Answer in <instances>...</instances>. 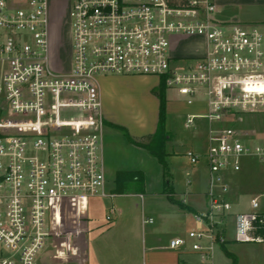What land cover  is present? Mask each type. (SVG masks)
Returning <instances> with one entry per match:
<instances>
[{
    "label": "built area",
    "instance_id": "2783aa9c",
    "mask_svg": "<svg viewBox=\"0 0 264 264\" xmlns=\"http://www.w3.org/2000/svg\"><path fill=\"white\" fill-rule=\"evenodd\" d=\"M55 1L0 0V264L79 262L76 232L89 198L115 195L107 189L103 144L99 76L107 74L155 75L189 105L206 99L207 110L187 114L185 125L209 122L208 208L170 247L190 243L203 261L212 259L227 240L232 209L225 173L253 157L264 174V141L251 145L253 136L224 126L238 113H264V26L219 21L214 0H68L71 66L54 72ZM181 35L205 43L195 63L174 52ZM186 156L194 165L201 160L193 149ZM259 197L236 214L235 241L264 244Z\"/></svg>",
    "mask_w": 264,
    "mask_h": 264
},
{
    "label": "rangeland",
    "instance_id": "374dc122",
    "mask_svg": "<svg viewBox=\"0 0 264 264\" xmlns=\"http://www.w3.org/2000/svg\"><path fill=\"white\" fill-rule=\"evenodd\" d=\"M67 9L68 0L53 2L49 64L54 72L67 71L71 66V35ZM219 11H221L220 14ZM219 11L215 16L221 22L237 18V22L244 26L257 25L263 29L264 6L230 3L223 6V8L222 6L219 7ZM173 48L174 52L179 56L188 57L185 59L186 63L192 64L198 60L197 56H201L205 51V43L199 37L181 35L173 38ZM3 69V63L0 62V76ZM99 81L102 89L103 108L106 109L112 121L127 126L133 135H139L155 129L159 99L154 95L153 89L157 88L161 81L158 76L107 74L100 75ZM167 98L170 103L167 111L166 128L170 132L171 138L166 144L169 152V178L174 186V195L180 201L186 199L188 204H192L199 211H203L208 208L206 194L209 168L205 153L209 144L207 137L209 122L203 118H196L194 126L189 128L186 127L185 122L187 113L195 112V109L200 110L199 112H205L206 99L202 97L194 98L195 102L189 105L184 102V98L175 90L168 88ZM231 118L232 116L224 122L225 127L236 126L247 136H253L255 139L250 141L251 145L264 141V113H238L233 116V119ZM103 144L109 188H112V190L115 185L114 173L116 170L134 169L131 167H136L134 164L136 161H139L140 165L143 163L147 165L146 161L137 157L136 149H134L132 144L126 145V138L118 130L109 129ZM188 149H193L201 154L199 163L194 165L190 162L186 156ZM148 158L153 163L150 166L148 165V167H151V173H148V185L143 193V200L138 194L130 192L133 190H129L126 197L115 194L113 198H110L114 201L116 207L126 200L127 209L137 210L138 212L142 209V201H144V206H149L152 209H163L161 211L164 213H166L167 209L171 210L174 208L163 192V175L161 176L157 159L151 156ZM254 165L263 169L261 164L253 157H247L242 161L241 171H227L225 173V181L230 184V191L235 186H240L241 188L237 197L229 198L232 204L231 211L249 208L251 199L257 196H260V204L264 209V196L261 195L262 193L258 189L260 182H264V174L260 175V177L255 176V182L250 181V176L244 175L247 167ZM110 199L101 201L99 198H92L91 208L102 217L105 214V208L102 203ZM151 216L153 223L147 225L149 228L156 226H161L162 228L166 225H169V228H173L174 226L172 221L167 220L166 215L158 216L151 213ZM146 217L148 216L146 215ZM109 222L106 221V224ZM180 226L183 229H187L188 234L190 231L189 224L184 221L181 222ZM168 237L170 236L167 235ZM238 251L242 260H244V255L247 257L243 262L245 264H264V244H242L239 245ZM214 252L219 255V263L217 264H231V260L222 251L220 245L217 244L215 246ZM251 255L254 256V261L249 260Z\"/></svg>",
    "mask_w": 264,
    "mask_h": 264
},
{
    "label": "crops",
    "instance_id": "0c3cea01",
    "mask_svg": "<svg viewBox=\"0 0 264 264\" xmlns=\"http://www.w3.org/2000/svg\"><path fill=\"white\" fill-rule=\"evenodd\" d=\"M214 1L219 7L222 6V8L223 6H226V4H230V3H235L239 5L255 4L259 6H264V0H214ZM220 13L221 11H219V14ZM231 21H237V18H234V20ZM223 22H228V21H223ZM125 76H129V75H125ZM169 103L170 101L168 99L167 111L169 110ZM204 107H205L204 111H206L207 110L206 104ZM197 110L198 109H195V112H189V113H198L200 111ZM104 113L105 115L107 114L105 117V121L107 123L105 128V135H107L109 129H112L110 123H116V122L111 120L105 108H104ZM116 124H121V123H116ZM154 130L151 129V131L149 132L142 133L136 136L152 133L154 132ZM104 140H105V136H104ZM127 144L130 143L126 140V145ZM133 147L134 149H136L135 152L138 155L137 157L139 159H143L144 161H146L147 165H145L144 163L140 165V163H138L139 161H136V163L134 162L136 167L132 166L131 168L141 169L144 171L146 177V187H147L148 173L149 172L151 173L150 171L151 167H148V165L150 166L153 163L152 160H150V158L148 157L150 156L154 157V156L149 154L145 149H142L135 145H133ZM104 157H105V150H104ZM105 165H106V161H105ZM158 165L162 176L163 170L159 162ZM118 170L115 171L114 178L116 177V172ZM244 172H246L244 175L250 176L249 177L250 181H254V182L256 179L255 176L260 177V175H263V169L255 165L249 168L247 167V169ZM106 176H107V189L114 193V189L112 190V188L111 189L109 188V178L107 172H106ZM260 184L258 189L262 193L264 191V182L261 181ZM113 187L115 188V185ZM240 189H241L240 186L233 187L228 195V198L237 197V194L239 193ZM114 194L121 197H126L128 195V194H117V193ZM92 198H99L101 201H103V199H110L113 197L89 198L86 208L84 210V215H82V221L79 226V233L76 232V234L79 235V241H80V248L78 253L79 262L74 260L66 263L60 262L57 264H217L219 263V255H217L215 252L212 259L203 261L200 257V254L191 248L190 243H187L186 245L177 248L170 247V241L173 238L178 236H183V237L187 236V229H183L180 226L181 222L186 221L189 224L190 227L189 230L195 228L197 225L194 214L196 212H199V210L195 208L192 204H188L186 199L181 201L186 206L184 208L176 203L171 202L167 198L174 208L171 210L167 209L166 213L162 212L163 209H157V208L152 209L149 206L148 207L144 206V201H142L141 211L138 212L137 210H132V209L128 210L126 207V200L122 201L121 205L116 207L114 201L110 199L109 201L106 200L105 203H102L103 207L105 208V214L102 217H100V215L91 208ZM177 200L180 201L179 199ZM111 207L115 208V211L112 215L113 218L109 223L106 224V221H108L107 216L110 214ZM250 207L247 209H242V210L239 209V210L231 211V213L228 216V230L226 232L227 240L224 245L230 252L234 253L237 256L238 264H245L243 262L247 258L244 255L243 256L244 260L241 259V255H239L240 253H238L239 245L250 244L251 242L243 243L234 240L236 214L241 211H247L250 209ZM261 209L264 210L262 207ZM151 213L156 214L158 216L166 215L167 220H170L174 223L173 228L172 227L169 228V225H166L165 227L162 228L161 226L149 228L147 225H150L151 223L143 224L142 222L143 216L147 215L148 217L152 218ZM104 216L106 217L104 218ZM167 235L170 237L167 238ZM219 245L222 248V245L221 244ZM222 251L224 252L223 248ZM249 260L254 261L255 260L254 256L252 255L249 256Z\"/></svg>",
    "mask_w": 264,
    "mask_h": 264
},
{
    "label": "trees",
    "instance_id": "16d2710c",
    "mask_svg": "<svg viewBox=\"0 0 264 264\" xmlns=\"http://www.w3.org/2000/svg\"><path fill=\"white\" fill-rule=\"evenodd\" d=\"M154 95L159 99L158 118L154 132L144 134L141 136L133 135L130 130L121 124L110 123V126L115 130L120 131L126 140L137 147L145 149L149 154L154 156L163 170V192L167 198L181 207H186L184 203L178 201L174 197V186L170 181V168L168 163L169 152L167 150V141L171 138L170 132L166 128L167 120V85L164 80L161 79L157 88L153 89ZM105 121V126H106ZM114 193L127 194L134 192L137 194H143L146 188L145 173L141 169H120L116 172ZM222 243V248L225 254L231 259V264H238L237 256L230 252Z\"/></svg>",
    "mask_w": 264,
    "mask_h": 264
}]
</instances>
